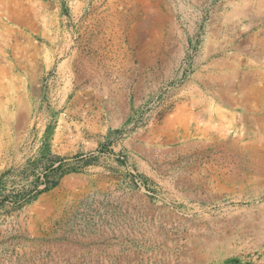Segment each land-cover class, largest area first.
Listing matches in <instances>:
<instances>
[{
    "label": "rangeland",
    "instance_id": "obj_1",
    "mask_svg": "<svg viewBox=\"0 0 264 264\" xmlns=\"http://www.w3.org/2000/svg\"><path fill=\"white\" fill-rule=\"evenodd\" d=\"M0 264H264V0H0Z\"/></svg>",
    "mask_w": 264,
    "mask_h": 264
},
{
    "label": "bare ground",
    "instance_id": "obj_2",
    "mask_svg": "<svg viewBox=\"0 0 264 264\" xmlns=\"http://www.w3.org/2000/svg\"><path fill=\"white\" fill-rule=\"evenodd\" d=\"M249 197H251V196H249ZM249 197H246L244 199H247ZM255 197H258V195H255ZM261 220H262V217H259V220H257V219H253V218L246 219V218H243V217L239 216V217H228L227 223L231 226V230H232V227H233L234 228L233 231L234 232H237V234H239L240 232H242V228H243V226H245V224L247 222H248L249 226H253L255 222H258V221H261ZM240 234H243V233H240ZM244 237H245V234L236 236V234L234 235L233 233H230V234L226 235V237L222 240V242L223 243H228V244L230 243L231 244V243H235L238 239H242ZM207 246H209V245H207ZM215 250H216L215 245L212 244L206 250L208 252L202 253L201 255L203 257H205V256L207 257L208 255L210 256V254H213L215 252Z\"/></svg>",
    "mask_w": 264,
    "mask_h": 264
}]
</instances>
